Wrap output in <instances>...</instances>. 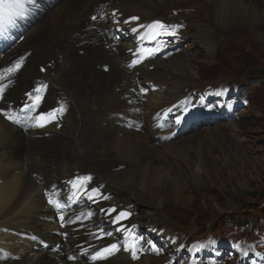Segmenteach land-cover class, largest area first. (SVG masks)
<instances>
[{
  "label": "bare ground",
  "instance_id": "obj_1",
  "mask_svg": "<svg viewBox=\"0 0 264 264\" xmlns=\"http://www.w3.org/2000/svg\"><path fill=\"white\" fill-rule=\"evenodd\" d=\"M166 1L51 0L39 13L55 4L31 26L39 13L17 15L1 29L0 264H161L168 256L152 255L144 245V255H130L131 226L144 217L142 210L154 233L166 205L213 183L225 167L246 165L232 143L219 142L242 131L234 114L215 107L217 117L203 118L199 123L206 125L189 134L192 124L179 141H161L153 128V114L183 96L196 76L186 57L133 63L134 33L142 28H131L146 25ZM188 1L202 7L207 21L183 30L176 41L182 46L188 37L210 50L216 33L264 29V0ZM175 27L171 38L179 36L181 26ZM119 31L126 38L117 40ZM201 84L198 90L210 83ZM35 96L38 105L20 111ZM60 101L63 111L52 119ZM14 114L22 124L7 118ZM218 118L220 124L209 125ZM86 173L90 183L78 179ZM145 200L150 209L139 208ZM121 212L128 215L118 219ZM112 244L117 250L110 255L102 251Z\"/></svg>",
  "mask_w": 264,
  "mask_h": 264
},
{
  "label": "rangeland",
  "instance_id": "obj_2",
  "mask_svg": "<svg viewBox=\"0 0 264 264\" xmlns=\"http://www.w3.org/2000/svg\"><path fill=\"white\" fill-rule=\"evenodd\" d=\"M48 1L51 0H35V6L29 8L24 18L29 15L31 19L45 7ZM54 1L59 3L60 0ZM179 1L167 0L153 12L151 19H161L167 26L159 27L157 35L159 39L155 42L153 50H160L162 47L159 42L164 41L166 49L162 51L164 57L160 56L161 59L180 56L190 61V68L196 76L192 77V82L185 89L184 95L189 89L187 93L195 96L201 91L197 87L200 83L201 85L210 83L208 86L212 85L215 89H220L221 86L228 87L231 84L238 86V98L228 97L224 108L222 106L221 109L229 116L234 114L233 119L237 121L242 131L234 137L228 134L229 139L222 138L219 142L223 145L232 143L230 144L232 148L239 150V156L245 155L248 160L246 165L240 161V165L225 167L222 177L215 178L213 183L205 182L201 189H190L180 196L175 205H166L161 211L162 221L152 229L154 233L147 230L148 225L145 221L149 216L143 210L141 214L144 217L134 230L139 232V247L144 245L147 249H152V255L156 256L169 257L171 254L173 257L169 261L174 264H199L203 261L211 264H239L235 261L237 257L233 259L224 247L210 254L195 257L187 249V244L192 240L214 235L224 239L230 237L243 239L255 248L264 249L262 243L264 241V29L249 33H238L239 31L216 33L214 47L210 50L201 43L187 42L188 37L181 39L185 41L182 46L181 43H176L182 37L181 32L186 28L194 30V23L204 24L207 18L202 12V7L195 3L191 4L188 0ZM49 8L31 19L30 26ZM26 22L25 20L23 23ZM176 23L181 26L178 31L179 36L171 38ZM23 32L24 29L18 30L16 35ZM253 67L256 69H252ZM167 77L169 79V76ZM87 86L85 85L84 88ZM217 120L218 122L209 125L220 124L221 120L219 118ZM205 125L198 123L188 133L197 132ZM179 139L173 140L179 141ZM191 157L196 163L194 152L191 153ZM241 165L242 169H240ZM85 178H90L87 181L91 182L90 174L86 173ZM131 206V204L126 205L127 210L134 214ZM148 206V201L145 200L141 202L139 208L150 209ZM160 227L169 229L170 233L161 234L160 230L163 228ZM143 232L148 234L146 240L141 239ZM138 255H144L143 248L135 252V257ZM167 261L168 259L161 264Z\"/></svg>",
  "mask_w": 264,
  "mask_h": 264
},
{
  "label": "snow or ice",
  "instance_id": "obj_3",
  "mask_svg": "<svg viewBox=\"0 0 264 264\" xmlns=\"http://www.w3.org/2000/svg\"><path fill=\"white\" fill-rule=\"evenodd\" d=\"M26 4H30L32 5L33 7L35 6V0H7V2L5 4H0V8H7V7H11L13 9H16L18 10L15 14H18V15H23L24 14V8H25V5ZM130 20H137L138 17L136 16H132L129 18ZM4 21V17H3V13L0 12V23H2ZM8 22H11L10 18L8 20ZM126 23L128 21H125ZM153 26H159L161 28H166L167 26L164 25L161 21H154L153 22V25H149V28L153 27ZM133 31H136V29H133ZM155 38V37H153ZM151 54V53H149ZM139 61L138 60H134L133 63H138ZM4 89L3 87H0V93H3ZM38 91V89H37ZM29 96H32V94H28ZM33 99V103L32 105H29L28 103H25L24 106H23V109H21L20 111H24V110H28V111H32L33 110V107L38 105L39 103V100H40V97L39 96H35V97H32ZM57 111H63V108L61 107L60 109H53V113H52V119H55V112ZM185 111H187V109H185ZM47 115V114H45ZM9 120H13V122H15L16 124L20 125L22 124V120L20 119L19 116H15V114L13 116H8L7 117ZM37 120H43V117H37ZM47 121H44V123H46ZM179 119H177V123H179ZM44 123H39L38 126H41L43 127L44 126ZM32 126H37V125H32ZM78 179H81V180H86V179H90V178H78ZM93 192H97L98 190L97 189H93L92 190ZM90 199L92 197H89ZM49 204H53L54 206H56L57 208L61 207L62 205H60L59 203H57L56 201H54L53 199H49ZM109 211H115L114 209H110ZM128 215V213L126 212H121L119 214V218H124ZM115 222V221H114ZM109 235H111L109 233ZM131 249H132V252H133V257L135 258V245H131L130 246ZM115 250H117V245L116 244H112L110 245L108 248H105L103 249L102 251L104 253H107V254H111L112 252H114ZM100 256V253H97L96 256H93V259H97V257Z\"/></svg>",
  "mask_w": 264,
  "mask_h": 264
},
{
  "label": "trees",
  "instance_id": "obj_4",
  "mask_svg": "<svg viewBox=\"0 0 264 264\" xmlns=\"http://www.w3.org/2000/svg\"><path fill=\"white\" fill-rule=\"evenodd\" d=\"M252 69H256V68H255V67H253ZM256 72H258V70H257ZM222 222L226 223L225 221H222Z\"/></svg>",
  "mask_w": 264,
  "mask_h": 264
}]
</instances>
